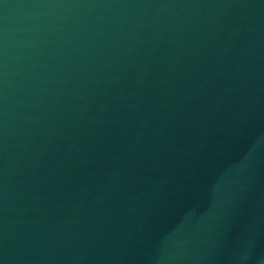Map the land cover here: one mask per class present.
<instances>
[{
    "label": "water",
    "instance_id": "water-1",
    "mask_svg": "<svg viewBox=\"0 0 264 264\" xmlns=\"http://www.w3.org/2000/svg\"><path fill=\"white\" fill-rule=\"evenodd\" d=\"M0 264H264V0H0Z\"/></svg>",
    "mask_w": 264,
    "mask_h": 264
},
{
    "label": "clouds",
    "instance_id": "clouds-1",
    "mask_svg": "<svg viewBox=\"0 0 264 264\" xmlns=\"http://www.w3.org/2000/svg\"><path fill=\"white\" fill-rule=\"evenodd\" d=\"M246 259H247V256H246V255H244V256H242V257L240 258L241 262H243V261L246 260Z\"/></svg>",
    "mask_w": 264,
    "mask_h": 264
}]
</instances>
